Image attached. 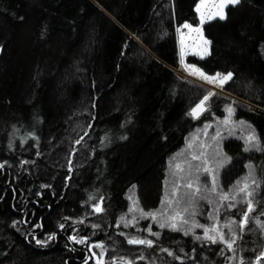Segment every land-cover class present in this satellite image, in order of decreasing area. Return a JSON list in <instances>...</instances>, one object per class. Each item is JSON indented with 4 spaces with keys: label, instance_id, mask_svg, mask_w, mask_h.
I'll use <instances>...</instances> for the list:
<instances>
[{
    "label": "trees",
    "instance_id": "trees-1",
    "mask_svg": "<svg viewBox=\"0 0 264 264\" xmlns=\"http://www.w3.org/2000/svg\"><path fill=\"white\" fill-rule=\"evenodd\" d=\"M198 1L0 0V163L7 161L0 169V264H84L96 242L104 243L106 261L135 264H251L264 250L256 222H264V151L245 152L236 130L219 140L222 159L231 162L217 169L216 195L245 176L247 164L261 187L247 228L233 225L234 252L147 219L120 222L129 197L146 212L160 208L168 161L189 133L223 118L227 106L264 148V0H242L225 20L203 25L208 54L187 61L209 75L232 72L222 90L234 99L217 92L196 120L187 113L207 89L175 69L176 27L198 25ZM101 198L104 211L95 213ZM207 202L198 199L196 221L204 222ZM244 208L223 212L239 222ZM37 223L43 229H33ZM51 233L56 239L36 244ZM72 235L88 243L74 244ZM132 237L154 246L127 244Z\"/></svg>",
    "mask_w": 264,
    "mask_h": 264
},
{
    "label": "snow or ice",
    "instance_id": "snow-or-ice-1",
    "mask_svg": "<svg viewBox=\"0 0 264 264\" xmlns=\"http://www.w3.org/2000/svg\"><path fill=\"white\" fill-rule=\"evenodd\" d=\"M242 0H199L196 4L195 11L199 17L198 26H193L190 23L185 22L182 25L176 27V32L180 34V65L182 69L188 73V75L196 77L207 84L214 85L217 88L223 89L224 85L233 79V73L228 72L227 74H223L220 72H216L214 75L206 74L200 67L194 64L186 63V49L189 48V45L185 43L184 32L183 29H187L189 33H197L199 37V41L202 45H209L210 41L204 38L203 36V25L206 22L219 19L225 20L227 18L226 10L231 6L235 7L239 5ZM194 55H198L201 59L204 58L205 55L208 54L207 47H200V45L196 46V50L193 52ZM216 95L215 92L208 91L207 94L203 96L200 101L191 108V110L187 113L192 119H200V117L209 111L207 107L210 99ZM227 118H225L222 123L228 125L231 123V118L235 114V108L231 105L226 108ZM239 123L243 124L244 121H240ZM90 127V125H89ZM211 127V125H205L203 129L205 135L207 134V128ZM193 134L191 139L188 140L186 148L181 152L175 154L168 161V176L174 177V179L166 178L164 181L165 190L163 196L161 198L162 207L156 211H144L142 208H139L138 201H133V206L129 208V212L139 211L140 217L143 219L151 218L154 222H156L160 229H169L174 232H183L185 236L193 235L196 241H205L210 244H220L222 247L220 248V252L223 253L225 249L230 252H234V245L237 242V234L232 231L233 225H237L241 232H243L251 219V214L255 211V203L254 197L257 194V189L261 187V182L255 178L254 175V166L252 164L245 165V168L248 169V173L235 181V183L231 186L229 191H223L220 193L219 199L221 204L219 207L215 209V215L210 213L209 219L213 220L214 223L211 226L200 224L196 220H189V216L194 217L197 214L196 208L194 207L198 199L199 200H208V197L204 196L203 192H211L217 193L218 188L220 187L217 183V169L224 167L225 163L231 162V157L225 156L223 161L217 162V167L209 166L210 161L208 159V155L206 152L207 147H211V145H205L203 142L200 143V151H191L196 142L198 140V134ZM220 137V133L217 132L215 136L212 137L213 141H216ZM82 139V138H81ZM246 146L244 147V151L248 152L253 149L257 151H264V148L261 147L260 138L255 132H251L249 135L245 137ZM77 144L80 143V140L76 141ZM190 152V159L186 158L183 161L177 162L179 157L185 155V153ZM219 155V153H217ZM192 161H199V164L195 166L192 164ZM4 163H0V169L5 167ZM24 163H27L25 161ZM69 171H71V167H69ZM201 176H204L206 179L208 177L211 178V187L209 188L205 185L203 188L200 184ZM70 179V177H67ZM170 186V187H169ZM42 188L50 187V185H41ZM135 186H133L134 188ZM184 188L185 191L181 193L180 189ZM39 194V193H38ZM89 199H95L94 197H89ZM131 200L132 197H129ZM227 201V205L223 202ZM211 200H208V203H211ZM103 198H101L100 202L93 205V211L95 213H102L104 208L102 206ZM237 205H244V211L242 216L237 220L232 219L224 224V227L229 229L232 232V237L229 239L227 234L224 231H221L218 223V214L220 212V208L226 207L227 209H235ZM264 215V213H262ZM68 219V218H65ZM135 218L132 220H127L125 217H121V223L124 224L125 227L133 225ZM258 227L264 232V223L260 222L257 219ZM14 222V226H15ZM75 223H83V221H75ZM187 226V227H186ZM44 225L42 223H37L33 225V229L40 228L43 229ZM60 230H64L65 225L63 223L58 225ZM92 227L96 228L99 225H93ZM202 229L203 235H194L195 229ZM146 231L152 235L159 237V232H152L151 227H148ZM47 240L35 239L36 244L44 245L47 242H50L56 239V233L46 234ZM120 235H124V233H120ZM69 241L78 244L84 245L88 243V237L69 236ZM127 244L129 245H142L147 248H152L154 246V241L147 238H128ZM93 249H100V252L97 253L93 251ZM88 251L91 252V256H85L84 264H88L90 259L95 260V264H135V261L130 260L126 257H118L113 258L110 262L105 260V256L107 253V249L103 242H96L94 244L89 245ZM168 253L169 256H173L174 253L169 251L168 249H162ZM177 260H180V257H175ZM234 257H229L228 259H233ZM139 259H144L143 256H140ZM264 260V250H261L259 255L255 256V259L251 262V264H260V262ZM239 264H245L243 258H240Z\"/></svg>",
    "mask_w": 264,
    "mask_h": 264
},
{
    "label": "rangeland",
    "instance_id": "rangeland-1",
    "mask_svg": "<svg viewBox=\"0 0 264 264\" xmlns=\"http://www.w3.org/2000/svg\"><path fill=\"white\" fill-rule=\"evenodd\" d=\"M195 7H196V5H195ZM183 32L185 34L184 35L185 43L187 45H189V48L186 49V53L187 54H186L185 60H186V63L191 64V63H189L187 61L188 56H191L192 55V56L199 57L198 55H194L193 54V52L196 50V46L197 45H200V47H207L208 48V45H202L201 44V42L199 41V37H198V34L197 33H189L187 29H183ZM203 36H204V34H203ZM204 38L206 39L205 36H204ZM177 46H178V57H179V66H178L177 69H175L177 73H179L184 78H186L188 80H191V81H194L196 83H199L200 85H202L203 87H205L207 89L206 94H207L208 91H212V92H215V93L219 92V93H222V94H226L227 96H229V98L231 97V98L234 99L233 96L228 95L222 89L217 88L214 85L207 84L204 81H202V80H200V79H198L196 77H193V76L188 75V73L186 71H184L182 69V66L180 65V56H179V52H180V34L179 33H177ZM225 118H227V112L225 113V116L223 118H221V119L220 118H218V119L216 118L212 122L207 123L206 125H211V127H208L207 128V134L206 135H205V133L203 131V129L205 128V125L201 129H199L200 131H199V134H198V140H197L196 145L194 146V148L191 150V151L199 152L201 150L200 147H199V145H200L201 142H203L205 145H211V147H207L206 148V152H207V155H208V159L210 161L209 166L214 167V168L217 167V162H220V161L223 160L222 159L223 158L222 157V154H221L220 149H219V140L223 137V133L224 134H229V132H233L234 130H236L238 132V134L241 136V138H242V140L244 142H245V137L247 136V133H248V127L245 124H241V123H239L237 121H234L233 120V117L231 118V121H232L231 123H229L228 125L223 124L222 121ZM197 131L198 130H195V131L189 133V135L187 136L186 141H185V146H184V148L182 150H184L186 148V145H187L188 140L191 139L192 135L193 134H196ZM217 132L220 133V137H218V139L216 141H213L212 140V137L215 136ZM249 133H251V132L249 131ZM217 153H219V155ZM186 158H189L190 159V152L185 153V155L182 156V157H179L177 162L183 161ZM199 163H200L199 161H192V164L194 166L196 164H199ZM168 179H174V177L168 176ZM200 184H201L202 188L205 185H207L210 188L211 187V178L208 177L206 179L204 176H201ZM164 190H165V186H164ZM229 190H227V191H229ZM180 191H181V193H183L185 191V189L182 187L180 189ZM202 194L204 196L208 197V200H211L212 202L211 203H208L207 202L208 203V206H207V208H206V210L204 212V216L202 215V217H204L205 220H204V222H200L199 221V223L200 224H205V225L211 226L214 223V221L211 220V219H209V214L210 213H212L214 215L216 214L215 213V209L217 207H219L220 204H221V201L219 199L220 194L218 196L216 195V193H211V192H203ZM227 203L228 202L225 201V205H227ZM132 206H133V198L131 199L130 208ZM161 207H162V205L160 206V208ZM160 208H158V209H160ZM224 209H226V207L220 208V212L218 214L219 228H220L221 231H224L227 234V236L228 235L229 236H232V232H230L229 229H227V228L224 227V224L226 222L230 221V219L226 218V216H228L227 215L228 214V211L227 212H225V211L223 212ZM196 211H197V214L194 217H192V216H189L188 217L190 221L193 220V219L196 220L195 219L196 216L197 215L200 216V214H202V213H199L198 210H196ZM125 218L127 220H132L133 218H135L133 224H135L136 222H138L140 219H143V218L140 217L139 211H135V212H129L128 211L127 212V215L125 216ZM147 221H148L149 225L150 224H155V225L158 226V224L156 222H154L151 218H148ZM232 231H234V226H233ZM194 233L195 234L203 235V230L197 228V229L194 230ZM96 251H97V253H99L100 252V249H96Z\"/></svg>",
    "mask_w": 264,
    "mask_h": 264
}]
</instances>
